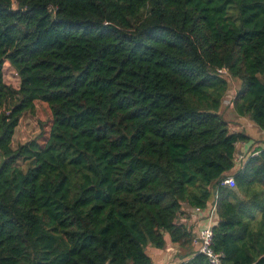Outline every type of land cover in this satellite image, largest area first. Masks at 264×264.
Segmentation results:
<instances>
[{
    "label": "trees",
    "instance_id": "trees-1",
    "mask_svg": "<svg viewBox=\"0 0 264 264\" xmlns=\"http://www.w3.org/2000/svg\"><path fill=\"white\" fill-rule=\"evenodd\" d=\"M228 78L264 131V0H0V264H152L166 240L210 264L180 220L214 195L220 264H264V142L230 131ZM36 102L48 135L13 148Z\"/></svg>",
    "mask_w": 264,
    "mask_h": 264
},
{
    "label": "rangeland",
    "instance_id": "rangeland-1",
    "mask_svg": "<svg viewBox=\"0 0 264 264\" xmlns=\"http://www.w3.org/2000/svg\"><path fill=\"white\" fill-rule=\"evenodd\" d=\"M3 80L12 88L18 87L17 74L8 63L4 64ZM228 81V91L222 101L224 112H221V114L224 119L230 123V126L232 124L231 130H234V127L236 126L232 121L239 117L235 114L231 106V100L235 95V91H237L239 87V82L233 78H228ZM35 105L36 109L33 114L25 113L20 119L12 138L11 145L13 148H16L19 144L28 142L33 138L41 137L42 139H45L47 137L51 123L50 112L44 103L36 102ZM18 164H21V162H18Z\"/></svg>",
    "mask_w": 264,
    "mask_h": 264
},
{
    "label": "crops",
    "instance_id": "crops-1",
    "mask_svg": "<svg viewBox=\"0 0 264 264\" xmlns=\"http://www.w3.org/2000/svg\"><path fill=\"white\" fill-rule=\"evenodd\" d=\"M220 112H224L222 106L220 108ZM232 122H234L236 127H234V130H231L232 124L230 126L229 123L230 131L245 130L246 133L251 137L252 142L256 141L257 144H262L264 142V131L257 129V127L252 122H250L248 118L239 117L237 119H234ZM250 144L251 143L237 144V153L235 157L236 162H238L236 163L237 165L241 162L239 160L246 156L247 151L250 150ZM186 211L187 210H185L184 218H182L180 221L186 226L192 227L194 229L195 219L192 217L193 215L189 214V212ZM178 253V246L170 242L169 240H166V246L163 249H155L150 247L147 248V254L151 257L152 264H178Z\"/></svg>",
    "mask_w": 264,
    "mask_h": 264
},
{
    "label": "built area",
    "instance_id": "built-area-1",
    "mask_svg": "<svg viewBox=\"0 0 264 264\" xmlns=\"http://www.w3.org/2000/svg\"><path fill=\"white\" fill-rule=\"evenodd\" d=\"M219 72L227 76L224 70H219ZM221 185L228 186L229 188L235 187L234 180L231 176L226 177ZM216 201L217 195H214L210 210L205 216L202 215L199 209L191 211V215H193L192 217L195 219L196 227V233L193 236L192 244L196 247L197 253H202L207 257L210 264H220V254L214 252L212 249V228L218 221L216 216Z\"/></svg>",
    "mask_w": 264,
    "mask_h": 264
}]
</instances>
